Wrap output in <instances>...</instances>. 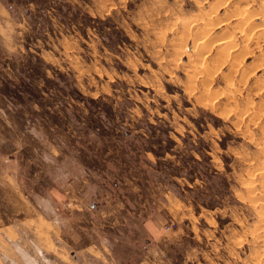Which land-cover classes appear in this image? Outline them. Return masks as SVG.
Listing matches in <instances>:
<instances>
[{"label": "rangeland", "instance_id": "rangeland-1", "mask_svg": "<svg viewBox=\"0 0 264 264\" xmlns=\"http://www.w3.org/2000/svg\"><path fill=\"white\" fill-rule=\"evenodd\" d=\"M200 1L0 0V264L26 255L38 264H257L247 186L263 160L264 120L246 117L239 129L226 110L264 103V0L218 10L258 11L249 28L257 22L258 37L237 35L245 56L231 81L234 60L205 87L221 93L212 110L197 103L204 88L189 94L192 41L173 44L182 25L169 19L216 14L217 0ZM72 158L87 167L91 211L74 212L76 174L61 180ZM63 181L65 210L47 200H63ZM11 224L17 236L4 235Z\"/></svg>", "mask_w": 264, "mask_h": 264}, {"label": "bare ground", "instance_id": "bare-ground-1", "mask_svg": "<svg viewBox=\"0 0 264 264\" xmlns=\"http://www.w3.org/2000/svg\"><path fill=\"white\" fill-rule=\"evenodd\" d=\"M197 1H198L199 4L201 3L200 0H197ZM217 1L214 3L215 6L217 5L216 6L217 7V10L215 9L216 10V14H213L212 15V14H210V12L208 13L207 11H209V10H206V8H205L206 11H203V12L201 11L203 13V15L200 16L201 13L200 14H197L196 15L197 18L196 17L195 18L194 17L192 18L194 20L191 19V20L185 21V20H182L183 18L180 19L179 17H175V15L173 16L172 13H171L172 14V18H169L170 21H173V22L175 21L176 23L179 22L182 25V29H180L181 32L179 31L180 34L175 33L176 35L178 34L181 37H179L180 39L178 38V40L177 39H173L174 41H177V42H173V40L171 39L172 42H173V44H176V46H178L179 49H184L183 48L184 44H186V42H189V40L192 41L191 48H192V51L194 52V55H192V56L190 55L191 57L188 59L187 64L186 65L183 64V67L186 68V70H184V71H186V73L188 74V75L186 74L187 75L186 80L189 79V81L191 82V83L189 82L190 85L191 84H193V85H191V86L190 85H187V88H186V86H185V88L188 90L189 89L188 86H190L189 94L195 88H204L202 91H205V92H199V94H200L199 96H196L193 92L192 93L194 94V96L197 97V101H198L197 103L198 104L201 103V105H203L205 107H209V109H211V110L215 108L214 106H215V104L217 102L218 103L220 102V100H218L220 96H217L218 93L216 94V92H215L216 90L215 91L213 90V92H211L212 90H210V88H208V90H207V89H205V87H210L213 84L214 76H216L218 74V71L220 70V66H222V63L225 64L226 62H228L230 60L231 61L234 60V62L232 63V67L230 68L231 71L228 72L229 74L227 76L225 75V79H224L225 81H227V82L231 81L230 78H233L232 77L233 75H235L236 73H239V70L240 69L238 68L239 65H238L237 61L239 60L238 58L240 57V55H242L243 57L245 56V55L242 54L243 52L241 51V49H244L245 46H242L240 43H237L236 42V39H237L236 37H238L237 35L240 34L241 36H245L244 37V38H246L245 40H250L249 37L251 35H253V36L255 35L254 33H252L253 28L255 27V29H256L255 31H258L257 30V27H258L257 22H256V25L257 26H253V28L251 30H249V28L251 27L252 18L255 17V15H256V13L258 11L256 13L254 12L255 14H253V13L250 12L251 10L250 11L248 10L249 12L246 9L244 11H242L241 9H237L235 7L236 13H234L233 12V9H232L233 14L228 11V13H230V16H227L229 14L226 12L227 14L224 15L225 18H221L220 16H218L219 15L218 14L219 8L222 7L223 5L225 6L227 2L228 3L230 1L233 2V0H220L218 4H217ZM242 1L248 2L249 0H242ZM242 1H241V3H242ZM243 4H244V2H243ZM260 6L262 7V5H260ZM263 7H262V9H263ZM164 9H166V8H164ZM213 9L214 8L212 7L211 10H213ZM215 10H213L211 13H215ZM226 10H229V8L227 7ZM237 10H241V11H237ZM164 12H162V13L164 14ZM169 16L171 17V15H169ZM218 17H219V19H218ZM257 19H259V18H256V20ZM253 21H254V19H253ZM177 25H179V24H177ZM172 26L174 27V24ZM175 27H177V26H175ZM260 27H262V26H260ZM247 29L249 30L248 33H247ZM174 31H176V30H174ZM219 31L222 32L221 34L223 36L219 35V37H218V32ZM163 34H165V33H163ZM259 34L261 36H264V28H261L259 30ZM173 35H174V32H173ZM260 35H259V38L261 39ZM174 37H175V35H174ZM256 37H258V36L255 35V38ZM164 39L162 40L163 42H165ZM259 43H260V41H259ZM173 48L175 50H177L175 47H172V49ZM175 52H177L178 54H182V52L181 51H178V50L175 51ZM248 52L249 51L246 50L244 54H247ZM178 54H176L177 57H178ZM176 56H174V57H176ZM174 57H172V59H174ZM177 57L175 58L176 60L178 59ZM242 58H240V59H242ZM167 62H168V64H170L169 61H167ZM172 63H174V65L170 64V66L172 65L171 67H173V68L174 67L175 68L176 67L179 68L180 65L177 62L174 61ZM229 64H230V62H229ZM239 64H241V63L239 62ZM171 67H170V70H171ZM252 68H253V66H252ZM167 70L169 71V69H167ZM252 72H253V70H252ZM246 74H247V72L245 74L242 73V75H243V76H241V80L242 81L246 78V76H245ZM171 80H173V78ZM233 84H234V82H233ZM227 85L230 87L229 84H227ZM231 86H233V85H231ZM234 86H236V85H234ZM256 86H257V84H256ZM255 87H253V89ZM227 89H229V88H227ZM158 90L159 89H157V92H158ZM224 90H226V89H224ZM262 90L263 89H261V87H259V88H257L254 91H251V90H249V91H251L252 93L255 92V94H258L259 92H262ZM219 91H221V90H219ZM229 91L230 90H228L227 92H229ZM186 92L187 91H185V93ZM227 92H225V91L223 92L222 91V96H223V93H227ZM220 94L221 93H219L218 95H220ZM228 94H231V91ZM261 94H263V92ZM231 96H232V94H231ZM196 97H194V98H196ZM232 98H235L234 94H233ZM230 103H231V101H230ZM230 103H229V106H230ZM234 107H235V104H234ZM241 107H238L237 106V107H235L233 109L230 108V109H227L226 110V112L229 115H231V114L233 115L234 118H232L233 119L232 120L233 121L232 124L235 127H239V129H241L243 127L242 125L244 124V120H245L246 117H248V119L250 117V119H249L250 123L253 122L252 124H256V125H259L262 122V120H264L263 119L264 118V103H262V102L255 103V101L252 100V101H249L248 103L246 102L245 106H243L242 108ZM219 112H220V110H219ZM247 132H248V130H247ZM247 134L248 133H246V135ZM262 135H263V133H262ZM249 137H248V139H250L252 141L253 140L252 139V135H249ZM258 147H259L258 148L259 157H261L263 160L260 161L262 163L261 164L259 163L258 167L255 169L256 173H254V175H251V172H250V175H251L250 178L253 181H252V183L250 182V184H248L247 187H248V192L251 193L250 194L251 195V201L250 200L249 201L251 202V205L253 204V206L255 207V209L257 211L256 212V215L258 217V223H259L258 226L255 225V227H256L255 230H253V232H251V233H253V237L255 239V241H254L255 244H256L255 245V248H256V251L255 252L257 253L256 254L257 255L256 257L259 258V259L257 258L258 259L257 260L258 262L256 261V263L257 264H264V140L261 143L259 142ZM247 176H248V174H247ZM25 258H26L25 259L26 264H38L32 257H30V255H26Z\"/></svg>", "mask_w": 264, "mask_h": 264}, {"label": "crops", "instance_id": "crops-1", "mask_svg": "<svg viewBox=\"0 0 264 264\" xmlns=\"http://www.w3.org/2000/svg\"><path fill=\"white\" fill-rule=\"evenodd\" d=\"M61 162H62V166H63V168H61V175H63V176H61V178H62L61 180H65V178H67V176H68L67 175L68 173H70V174L71 173H75L76 174L75 177H77V178L74 179L75 182H73L71 184V186H72L71 193H72L73 199H74V205H73L74 212H76V211H86V212L87 211H91L93 207H92V204H91V200L89 199V196H88L89 194H91V192H90L91 191V183H90V180L88 178L89 175H86L87 174L86 173V168L87 167H85L81 162H78V161L76 162L75 159L72 158L71 161H69V163L68 162L67 163H68V165H72V164L76 163V165H73V166H75L76 170L73 169V167L70 166V168H68V169L71 170V171H68L67 167H69V166H67V164H65L66 161L65 162L61 161ZM70 162H72V163H70ZM79 177H81V178H79ZM79 179H81V180H79ZM76 182H78V183L76 184ZM60 185H61V187L58 188L55 192L59 193L63 200H58V198L55 199L54 195L53 196L49 195L50 199H47V198L46 199L51 204H54V203L57 202V204L59 206H61V208H63L65 210L66 208H65L64 205H65V203L67 201V198H68V193L67 192L70 191V190H69V187H68L66 182L63 181V182L60 183ZM124 196H126V199L129 198L128 194H124L123 193L122 198ZM42 199H45V198H42ZM55 200H56V202H55ZM121 206L123 208H125L127 213H130V205H129L128 201H125V202L122 201L121 202ZM151 216H154V214H152ZM150 217L144 223V228H146V230H148V231L154 229V221H152L150 219ZM11 227L14 229V231H11V234H8L7 232H5L4 235H6V236L10 235L11 236L13 234L14 236H17V233H16V232H18L17 225L11 224V226L7 227V228L9 229ZM4 231L5 230L0 228V233H3Z\"/></svg>", "mask_w": 264, "mask_h": 264}, {"label": "built area", "instance_id": "built-area-1", "mask_svg": "<svg viewBox=\"0 0 264 264\" xmlns=\"http://www.w3.org/2000/svg\"><path fill=\"white\" fill-rule=\"evenodd\" d=\"M173 226V225H172ZM172 226L167 227V230H170Z\"/></svg>", "mask_w": 264, "mask_h": 264}]
</instances>
